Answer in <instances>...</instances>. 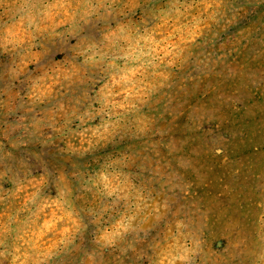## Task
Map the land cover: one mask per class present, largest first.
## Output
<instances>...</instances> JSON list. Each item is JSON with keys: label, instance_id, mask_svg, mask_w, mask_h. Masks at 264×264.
Wrapping results in <instances>:
<instances>
[{"label": "trees", "instance_id": "16d2710c", "mask_svg": "<svg viewBox=\"0 0 264 264\" xmlns=\"http://www.w3.org/2000/svg\"><path fill=\"white\" fill-rule=\"evenodd\" d=\"M33 1L39 0H17L15 7L32 10ZM214 1L108 0V9L98 15L108 18L117 31L108 38L103 37L106 29L96 34L93 39L104 44L93 59L74 55L80 33L71 32L77 23L67 25V33L57 39L55 44L64 51L49 55L50 63L31 60L33 54L47 57V49L23 48L29 55L20 66L28 65L26 74L11 84L0 82V264H54L59 253L47 255L40 243L42 236L54 231L62 235L59 250L80 251L83 256L102 248L104 264H115L132 238L136 227L131 221L140 216L142 205L138 192L142 179L133 177L132 185L126 176L131 164L138 177L142 168L149 176L155 167L169 166L166 173L191 183L196 200L213 201L224 189L216 203H223L224 193H230L238 199L232 207L235 212L247 214L244 222L251 219L264 196V184L259 185L264 180V111L257 110L264 106V85L251 90L248 76L263 62L264 53L252 58L248 44L234 55L227 52L212 75L197 69L202 74L194 79H186L192 64H183L190 55L183 52L200 45L192 43L193 26L208 18L203 11ZM192 14L198 19L176 26ZM67 20L77 19L71 14ZM87 22L84 19L80 26ZM42 36L33 40L38 47ZM65 63L75 67L70 76H77V91L40 97L38 92L48 88L41 91L39 85L52 75L50 67ZM123 86L128 95L115 102L122 111L111 119L88 117L99 92L105 89L107 96L115 97ZM12 90L16 98L7 96ZM2 101L9 103V111H4ZM77 103L83 107L75 113L69 107ZM202 106L217 111L219 122L208 129L197 128L201 123L196 109ZM8 125L15 129L5 138L2 130ZM61 173L68 179L65 190ZM174 253L177 249L171 257ZM256 258L264 264V250Z\"/></svg>", "mask_w": 264, "mask_h": 264}, {"label": "rangeland", "instance_id": "374dc122", "mask_svg": "<svg viewBox=\"0 0 264 264\" xmlns=\"http://www.w3.org/2000/svg\"><path fill=\"white\" fill-rule=\"evenodd\" d=\"M16 1L0 0V82L3 81L4 84L18 81L26 74L28 65L20 67L23 65L22 61L29 58L28 53L24 52V47L47 49V57L31 55L33 62L34 59L35 61L45 59L50 63L49 55L56 57L59 52H63L64 50H60L59 45L57 46L55 43L59 37L67 33L65 28L69 24L73 26V23H77V27L71 34L76 31L80 33L79 40L76 45H73L76 49L74 55L78 58L99 55L98 47L104 43L93 38H96V34L100 30H108L103 35L105 38L117 31L109 26L111 22L108 18L98 15L100 11L103 14L108 9L106 8L108 0H39L36 1L38 3L33 1L36 7L33 6L32 10L31 4L25 2V5L30 7L25 11L15 7ZM211 9L212 12H210ZM35 13L37 15H34ZM203 13L208 15V18L198 25L194 24L195 31L191 35L192 43L199 42L200 45L189 48V52H183L185 55L190 53L183 64H192L188 68L192 74H189L186 79H194L196 75H201L202 72L197 70L199 68L204 73L208 72L212 75L219 61L227 58V52L229 56L234 55L238 51H244L248 44H251L248 53L252 58L264 53V0H216L209 3ZM71 14L76 16V22L67 20ZM93 18L94 20L90 21ZM195 18L193 14L190 17L185 16L184 20H180L176 26H183V23L189 25L188 20L192 22ZM84 19H88V24L80 26L81 23H84ZM199 21L201 22V20ZM92 27H99V29ZM84 32L90 34L81 36ZM41 34H43L41 37L43 44L38 47L33 43V40ZM228 45L230 49L227 47ZM63 47L65 46L63 45ZM262 58L263 62L253 66L254 69L252 68L253 70L249 72L248 76L250 88L254 91H258L264 85V55ZM234 68L236 69L235 66ZM50 69L52 75H47L49 78L43 82L45 84L39 85L41 91L48 87L45 93L38 92L40 97H53L59 92L67 94L77 91V76H70L75 71L73 64L65 63L58 68L50 67ZM82 74L83 72L79 71L78 75ZM244 80L243 82H245ZM122 85H126V82ZM136 85L138 83H135L133 87ZM124 90L125 86L121 87L119 95L115 97L107 96L108 90L105 89L102 93L99 92L101 95L98 101L93 102L96 105L93 108L94 112L87 113L88 117L111 119L114 113L122 111V108L118 110L115 102L127 97L128 92ZM8 93V97L10 95L17 97L13 90ZM2 105L5 107V112L11 109L9 103L5 101H2ZM82 107L77 103L72 104L69 109L71 108L76 113ZM203 107L205 106L196 109L198 115L196 120L201 123L197 126L198 129H208L219 122L215 117L217 111L213 107ZM257 110L264 111V106L259 105ZM253 114L254 112H252ZM14 129L8 125V130H2L3 136L8 138ZM121 129L129 132L125 124L121 125ZM215 150L220 153L219 146H216ZM136 160L139 161L138 158ZM147 164L151 166L152 162L148 161ZM131 165H129V173L126 176L132 185L135 184V181H132L133 177L135 180L142 179L138 189V192L142 194L139 196L142 205L139 211L140 216L136 217L133 222L131 221V225L136 229L132 231V238L122 250L124 259L121 257L115 264H261V262L258 263L256 257L261 256L264 250V239L262 238L264 237V196L258 200V208L250 216L251 219L244 222L242 218L247 214L240 211L237 213L232 208L234 203L238 202L236 197L225 192L223 203H221L222 201L216 203L218 199H221L224 189L215 197L216 201L205 198L196 200L195 195L192 194L194 188L191 183L184 182L183 177L178 180L180 176L177 174L166 173L169 166H165L164 169L155 167L149 176L146 175L149 170L142 168L139 170L141 175L138 177ZM199 170L196 172L198 173ZM158 177L165 180L160 183ZM61 181L64 182L62 189L65 190L68 187V179L63 173H61ZM262 184H264V180L259 185ZM261 188L264 192V185ZM211 209H213L212 212ZM217 209H221V211L214 214L213 212ZM228 210H230L229 213ZM222 211L227 213L223 214ZM67 227L70 228V226ZM67 233L71 234L72 231L67 230ZM152 234L154 235L151 237ZM209 236L212 239L205 240ZM61 237L62 235L54 231L40 239L43 247L48 249L47 255L59 253V259L54 264H104L105 254L102 248L97 250V253L82 254L83 256H80V251L73 253L67 250L63 252L59 250L60 240L58 239ZM106 240L109 239L106 238ZM102 242L104 243L105 240ZM52 244L53 246H50ZM60 244L62 243L60 242ZM110 244L111 242L107 243L109 246ZM145 244L146 246L141 247ZM174 249H177V254L174 253L171 257ZM111 250L112 248L108 249V251ZM190 257L193 259L189 260ZM240 258L243 261L237 262V259Z\"/></svg>", "mask_w": 264, "mask_h": 264}, {"label": "clouds", "instance_id": "9594fccd", "mask_svg": "<svg viewBox=\"0 0 264 264\" xmlns=\"http://www.w3.org/2000/svg\"><path fill=\"white\" fill-rule=\"evenodd\" d=\"M89 59H93L92 57H90Z\"/></svg>", "mask_w": 264, "mask_h": 264}]
</instances>
